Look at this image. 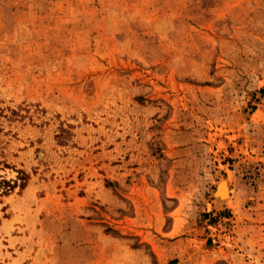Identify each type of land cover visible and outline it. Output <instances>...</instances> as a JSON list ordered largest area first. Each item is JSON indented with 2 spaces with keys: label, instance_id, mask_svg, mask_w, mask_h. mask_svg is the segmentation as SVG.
<instances>
[{
  "label": "rangeland",
  "instance_id": "374dc122",
  "mask_svg": "<svg viewBox=\"0 0 264 264\" xmlns=\"http://www.w3.org/2000/svg\"><path fill=\"white\" fill-rule=\"evenodd\" d=\"M0 264H264V0H0Z\"/></svg>",
  "mask_w": 264,
  "mask_h": 264
},
{
  "label": "bare ground",
  "instance_id": "6f19581e",
  "mask_svg": "<svg viewBox=\"0 0 264 264\" xmlns=\"http://www.w3.org/2000/svg\"><path fill=\"white\" fill-rule=\"evenodd\" d=\"M230 183L228 182V181H222L221 182V185H220V188H219V190H218V194H222V195H224V197H226V199L228 198L229 199V196H228V194H229V191H228V185H229ZM220 197H223V196H220ZM222 199V198H221ZM218 200V199H217ZM219 201H220V199H219ZM222 201H223V199H222ZM228 201V200H227ZM226 201V202H227ZM225 202V201H224Z\"/></svg>",
  "mask_w": 264,
  "mask_h": 264
}]
</instances>
